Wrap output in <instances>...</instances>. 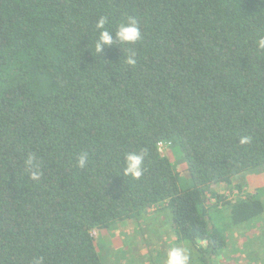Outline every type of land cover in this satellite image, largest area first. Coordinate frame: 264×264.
<instances>
[{
  "label": "trees",
  "instance_id": "trees-1",
  "mask_svg": "<svg viewBox=\"0 0 264 264\" xmlns=\"http://www.w3.org/2000/svg\"><path fill=\"white\" fill-rule=\"evenodd\" d=\"M102 15L113 32L135 17L143 40L98 54ZM259 36L261 0H0V264H105L92 232L153 206L169 209L176 243L211 262L228 226L264 211L258 192L227 200V216L219 204L264 165ZM141 150L143 175L123 176L124 154ZM218 213L227 222L213 223Z\"/></svg>",
  "mask_w": 264,
  "mask_h": 264
},
{
  "label": "rangeland",
  "instance_id": "rangeland-1",
  "mask_svg": "<svg viewBox=\"0 0 264 264\" xmlns=\"http://www.w3.org/2000/svg\"><path fill=\"white\" fill-rule=\"evenodd\" d=\"M163 154L177 167L181 175L186 177L185 166L178 159L177 152L172 147H168L164 149ZM235 181L241 184V190L237 189V186L224 190L223 199L219 201L221 211H223L222 214L225 216L229 214L228 209H224L226 207L224 204L227 200L231 202L237 200V196L233 194L236 189L240 192L242 191L238 195L241 197L258 192L264 207V165L243 172ZM183 182L180 181V187L189 185L188 183L183 184ZM206 196L210 199H216L210 194ZM208 209L213 211L212 206H209ZM171 218L168 208L162 207L161 209L153 206L138 218L128 219L119 224L116 223L107 230L92 232V236L95 238V244L98 245L105 264H165L170 242L177 245L184 244L176 243L170 227ZM227 220V217H221V213L213 217V221L217 223L221 222L224 224ZM245 226L249 227H247V234L244 237L246 239L252 238V246L256 247V249L258 247L262 249V244L264 245V211L259 216V219L236 226H228L229 228L224 232H235L236 229L240 230ZM237 234L240 237V232ZM241 239L243 238L241 237ZM187 245L190 246L189 244ZM201 245L204 246L202 243ZM190 248L195 253L190 264H240L239 262H216L217 258H221V251L218 252L214 259H211V262H198L200 251L193 246H190ZM247 250L248 248L244 249L245 253H247ZM258 260L262 262H244V264H264V253L259 256Z\"/></svg>",
  "mask_w": 264,
  "mask_h": 264
},
{
  "label": "clouds",
  "instance_id": "clouds-1",
  "mask_svg": "<svg viewBox=\"0 0 264 264\" xmlns=\"http://www.w3.org/2000/svg\"><path fill=\"white\" fill-rule=\"evenodd\" d=\"M264 3V0H261ZM109 24L107 16H99L95 28L99 31L98 39L95 42V51L100 54L105 46H111L116 44L121 45H133L138 41L143 40V33L140 29L139 22L135 17L128 16L127 19L120 21L114 32L110 31L106 25ZM256 47L259 50H264V36H259L256 40ZM127 65L135 66L137 63L136 52L129 49L127 56L125 57ZM251 137L242 136L239 140L241 145L250 143ZM146 153L141 151H129L124 154L123 157V176H130L133 179H139L144 173V161ZM89 154L86 151L79 153L76 157V166L80 169H84L89 164ZM25 168L33 179H38L40 175L39 164L35 154L29 155L25 161ZM195 253L192 249L184 243L183 245H177L170 242L167 259L165 264H190L193 260ZM159 259V257H157ZM43 258L38 257L35 259L34 264H42Z\"/></svg>",
  "mask_w": 264,
  "mask_h": 264
},
{
  "label": "crops",
  "instance_id": "crops-1",
  "mask_svg": "<svg viewBox=\"0 0 264 264\" xmlns=\"http://www.w3.org/2000/svg\"><path fill=\"white\" fill-rule=\"evenodd\" d=\"M213 223L217 222L213 221ZM247 227L249 226H245L240 230L236 229L235 232L231 231V233H224L225 247L220 250L221 258H217L216 262H239L240 264H244V262H262L261 260H258V258L264 253V245L262 244V249L259 247L256 249V247L252 246V238L246 239L244 237V235L247 234ZM238 232H240V237L237 234ZM241 237L243 239H241ZM246 248H248L247 253L244 251Z\"/></svg>",
  "mask_w": 264,
  "mask_h": 264
},
{
  "label": "built area",
  "instance_id": "built-area-1",
  "mask_svg": "<svg viewBox=\"0 0 264 264\" xmlns=\"http://www.w3.org/2000/svg\"><path fill=\"white\" fill-rule=\"evenodd\" d=\"M169 142H158V150L163 153L164 149L168 146ZM240 193H242V191L240 192L239 190H234L233 194L234 195H239Z\"/></svg>",
  "mask_w": 264,
  "mask_h": 264
}]
</instances>
